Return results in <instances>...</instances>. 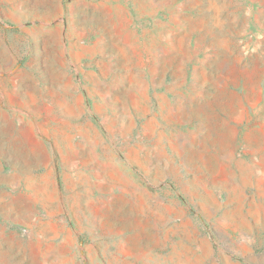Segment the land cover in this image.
<instances>
[{
	"label": "rangeland",
	"instance_id": "1",
	"mask_svg": "<svg viewBox=\"0 0 264 264\" xmlns=\"http://www.w3.org/2000/svg\"><path fill=\"white\" fill-rule=\"evenodd\" d=\"M0 264H264V0H0Z\"/></svg>",
	"mask_w": 264,
	"mask_h": 264
}]
</instances>
